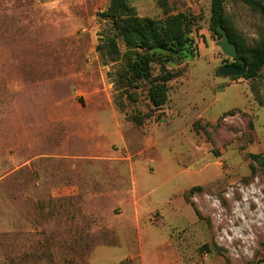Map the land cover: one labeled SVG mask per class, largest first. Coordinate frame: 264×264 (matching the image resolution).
<instances>
[{"label":"rangeland","instance_id":"374dc122","mask_svg":"<svg viewBox=\"0 0 264 264\" xmlns=\"http://www.w3.org/2000/svg\"><path fill=\"white\" fill-rule=\"evenodd\" d=\"M125 1L186 19L161 107L145 82L116 91ZM225 14L246 46L264 39L242 0ZM211 17L210 0H0V264H264V69L220 75L237 61Z\"/></svg>","mask_w":264,"mask_h":264},{"label":"trees","instance_id":"16d2710c","mask_svg":"<svg viewBox=\"0 0 264 264\" xmlns=\"http://www.w3.org/2000/svg\"><path fill=\"white\" fill-rule=\"evenodd\" d=\"M211 1V21L213 29L221 39L218 28L222 26L227 30L232 43L238 50L237 63L234 65L243 67L246 65L247 72L243 78L252 80L257 78L264 69V39L256 46H246L241 38L229 30L225 14V0ZM252 10L264 16V3L260 0H242ZM127 1L125 4L112 10L109 17L115 27L117 37L108 39V51L112 60H122L125 68L118 73L119 78L114 80L116 91H128L141 82L149 84V100L156 107H161L166 101L168 83L175 77L168 66L179 62L188 50L191 41L184 32L187 27L185 18L175 17L170 19L166 25H158L152 20H136L132 17ZM118 38L123 40L126 48L121 53ZM161 66L163 76L153 78L154 66ZM116 74V76H118ZM242 77H233L239 80ZM127 97L130 96L126 93ZM252 159L264 169V156L252 155ZM255 170L253 169V175ZM201 190V188H197Z\"/></svg>","mask_w":264,"mask_h":264},{"label":"water","instance_id":"95a60500","mask_svg":"<svg viewBox=\"0 0 264 264\" xmlns=\"http://www.w3.org/2000/svg\"><path fill=\"white\" fill-rule=\"evenodd\" d=\"M218 33L223 37L222 41L220 42V48L222 49L223 53L231 59L238 58V50L234 43L231 42L230 37L226 29L222 26L218 28ZM247 72V67L244 65L243 67H238L234 64L223 65L219 69V74L227 77H243Z\"/></svg>","mask_w":264,"mask_h":264},{"label":"crops","instance_id":"0c3cea01","mask_svg":"<svg viewBox=\"0 0 264 264\" xmlns=\"http://www.w3.org/2000/svg\"><path fill=\"white\" fill-rule=\"evenodd\" d=\"M104 131L108 134L109 138H112V134L110 133V129L109 128H104Z\"/></svg>","mask_w":264,"mask_h":264}]
</instances>
